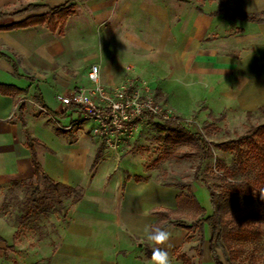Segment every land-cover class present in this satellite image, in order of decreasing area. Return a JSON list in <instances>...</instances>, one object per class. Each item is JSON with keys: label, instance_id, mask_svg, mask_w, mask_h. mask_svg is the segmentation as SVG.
<instances>
[{"label": "rangeland", "instance_id": "1", "mask_svg": "<svg viewBox=\"0 0 264 264\" xmlns=\"http://www.w3.org/2000/svg\"><path fill=\"white\" fill-rule=\"evenodd\" d=\"M65 1L53 0L51 4ZM242 2L246 6L247 0H92L79 3L77 14L69 19L64 36L51 35L45 28H37L26 33L23 39L31 45L34 40L39 41L30 50L37 51L55 62L47 72L45 69L40 72L51 74L52 78L65 73L77 80L71 91L58 95L83 93L95 102L89 74L93 66L97 65L102 83H107L110 79L115 85L129 83L133 88L172 108L174 116L180 118L190 131L204 133L206 139L212 143L213 157L208 158L203 165L201 176L211 187L218 189L220 182L215 178L216 159H223L229 165L234 159V151L226 149L222 144L237 140L250 126L264 124V107L253 111L249 119L247 113L242 111L210 114L207 105L202 101V89L197 87L194 80L191 84L188 83V87L183 88L182 78L192 79L196 76L193 70L190 72L192 63H187L191 42L184 40L183 29L186 27L192 32L200 31L197 7L235 9ZM28 5V2L22 1L15 10L24 9ZM46 12L47 9H42L30 11L21 17H7L0 24L18 22L28 16ZM225 33L229 43L237 40L236 26L227 25ZM211 36L214 40L213 31ZM51 43L63 48L57 50L48 47ZM63 54H66L64 59L61 56ZM196 57L197 54L191 56V62ZM172 63L173 66L168 65ZM185 65L189 68L186 69ZM174 67H178L175 74ZM214 118L220 119L214 121ZM155 123L163 122L144 121L137 134L125 139L119 149L107 146L103 156L107 157V161L117 164L123 172L128 168L127 164L131 159L133 166H136L133 174H138L146 181L160 185L171 184L182 190L191 187L206 213L211 214L208 191L194 179L195 165L199 157L187 155L192 152L190 145L169 148L164 146L155 131ZM72 129L76 135L84 138H99L93 133L94 122L90 119L85 118L83 122L79 120ZM36 185L43 189L46 183L30 179L0 189V220L4 223V228L0 227V234L6 239L1 245L4 253L0 257V264H54L58 260L55 257L56 251L64 248V232L70 225V213L77 203L74 201L75 197L65 190H61L59 195L52 192L45 195L40 211L26 216L28 212L25 201ZM38 196L41 197L42 194ZM58 200L62 202V209H58ZM112 211L118 212V209L114 208ZM6 227L13 230L7 231ZM110 230L103 232L105 236L102 239L98 238L97 241L94 238L95 243L106 246L102 251L108 255L107 260L110 261L113 257L110 256L111 252H105L107 249L117 247L112 253L117 250L121 252L110 264H151L152 245L144 237L129 238L132 239L130 244L124 239L120 240L118 233L115 234L112 228ZM166 230L171 233L168 244L164 246L169 254L170 264H182L177 259L178 253L186 255L193 264H213L208 254L207 228L204 233L206 239L203 259L197 255V247L202 238L198 228L186 231L170 226ZM81 253L85 255L86 251L82 249ZM219 254L223 263L229 264L222 250H219ZM261 254L264 255V249ZM66 255H60L58 261L62 264H99L91 258H76L69 252ZM258 264L263 263L259 261Z\"/></svg>", "mask_w": 264, "mask_h": 264}, {"label": "crops", "instance_id": "2", "mask_svg": "<svg viewBox=\"0 0 264 264\" xmlns=\"http://www.w3.org/2000/svg\"><path fill=\"white\" fill-rule=\"evenodd\" d=\"M22 1L55 7L69 0L59 4H51L53 0H0V12L15 10ZM88 1L92 0L82 2ZM197 10L200 31L183 29L184 40L191 42L187 63H192L190 72L193 70L196 76L192 79L182 78L183 88L194 80L197 87L202 89V101L210 114L225 111L248 113L264 107V0H247L246 6L242 2L235 9L197 7ZM238 11L261 21L235 15ZM67 23L62 34L52 33L46 26L0 31V51L10 58L0 59V84L14 85L22 90L14 95L0 93V189L35 179L32 153L27 141L28 136L38 140L41 145H35V150L44 173L55 182L83 192V198L70 213V225L64 232V248L56 251L55 257L59 260L69 252L76 258L87 257L99 264H110L121 252L117 250L112 253L117 247L106 248L105 252H111L110 256H113L110 261L107 260L108 255L102 251L106 246L95 243L94 238L102 239L105 236L103 232L112 228L120 240L131 244L132 239L129 238L143 237V226L152 225L157 220L154 210L160 207L176 208V197L180 190L175 186L146 181L133 174L136 166H133L131 159L127 160L128 168L123 172L117 164L103 156L108 146L104 140L84 138L72 131L79 120L85 121L84 113L74 107L65 108L56 96L71 91L77 80L65 73L52 78L51 74L40 72L42 69L47 72L55 62L30 50L39 41L34 40L31 45L23 39L26 33L37 28H45L47 33L62 37ZM227 25L237 28L235 42L229 43L225 38ZM187 34L193 36L189 35L187 40ZM56 45L51 43L48 47L57 50L63 48ZM66 54L61 55L63 59ZM194 54L197 57L191 62ZM168 65L173 66V63ZM185 68H189L188 65ZM177 70L178 67H174V74ZM111 81L103 84L116 86ZM123 141L113 149H119ZM114 208L118 212L112 211ZM0 227L4 228L2 220ZM6 230L13 229L6 227ZM0 236L1 257L4 253L1 245L6 239ZM80 248L86 251L85 255H82ZM58 260L54 264H62Z\"/></svg>", "mask_w": 264, "mask_h": 264}, {"label": "trees", "instance_id": "3", "mask_svg": "<svg viewBox=\"0 0 264 264\" xmlns=\"http://www.w3.org/2000/svg\"><path fill=\"white\" fill-rule=\"evenodd\" d=\"M82 1L86 0H69L55 7L29 4L24 9L2 11L0 22L7 17H21L30 11L47 9L45 14L28 16L10 24H0V31L46 26L52 33L62 34L68 19L76 14L77 5ZM235 15L252 21H261L240 11L235 12ZM6 58L10 59L0 51V59ZM14 68L16 69L15 65ZM21 92L22 90L14 85L0 84L2 95H14ZM262 111L264 112L263 109ZM251 116L252 112H248L247 118ZM218 119L220 118H214V121ZM155 120V117H149L150 122ZM154 125L164 146L169 148L190 145L192 152L187 155L199 157L195 165L194 179L207 189L212 213L209 215L206 213L191 187L182 190L175 186L180 190L176 197V208L160 207L154 210L153 214L156 215L157 220L152 225L165 230L170 226L186 231L198 228L202 233L197 247V255L200 259L205 257L204 233L207 228L209 230L208 254L213 264H224L219 250L223 251L229 264H258L259 261L264 264V255L261 254L264 249V199L261 198V193H264V124L250 126L237 140H229L222 144L226 149L234 151V159L230 165L223 159H216L215 178L220 182L217 185L218 189L211 187L201 176L203 165L208 158L213 157V145L206 139L204 133L190 131L177 117ZM27 144L32 153L35 179L38 183L44 181L46 186L41 189L39 185H36L28 195L25 201L28 212L26 216L40 211V204L45 201V195L52 192L59 195L61 190H65L75 197V202L80 201L83 198L81 189L55 182L44 173L35 150V145H41L40 142L28 136ZM137 180L141 179L137 178ZM39 194L42 196L39 197ZM58 209H62L60 200H58ZM0 240H2L1 236ZM177 259L182 264H193L184 254L178 253Z\"/></svg>", "mask_w": 264, "mask_h": 264}, {"label": "built area", "instance_id": "4", "mask_svg": "<svg viewBox=\"0 0 264 264\" xmlns=\"http://www.w3.org/2000/svg\"><path fill=\"white\" fill-rule=\"evenodd\" d=\"M99 73V66L94 65L89 74L95 102L83 93L58 95L57 100L65 108L82 111L86 119L94 122L93 133L111 148H117L121 141L137 134L150 116L162 122L175 118L172 108L129 83L105 86Z\"/></svg>", "mask_w": 264, "mask_h": 264}, {"label": "clouds", "instance_id": "5", "mask_svg": "<svg viewBox=\"0 0 264 264\" xmlns=\"http://www.w3.org/2000/svg\"><path fill=\"white\" fill-rule=\"evenodd\" d=\"M264 199V193H261ZM143 237L152 245L151 264H170L169 254L164 246L168 244L171 233L164 228L145 224L142 229Z\"/></svg>", "mask_w": 264, "mask_h": 264}]
</instances>
